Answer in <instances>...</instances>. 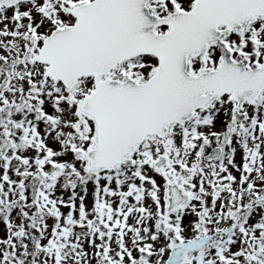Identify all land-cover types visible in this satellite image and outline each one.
Segmentation results:
<instances>
[{
  "label": "snow or ice",
  "instance_id": "1",
  "mask_svg": "<svg viewBox=\"0 0 264 264\" xmlns=\"http://www.w3.org/2000/svg\"><path fill=\"white\" fill-rule=\"evenodd\" d=\"M0 264H264V0H0Z\"/></svg>",
  "mask_w": 264,
  "mask_h": 264
}]
</instances>
